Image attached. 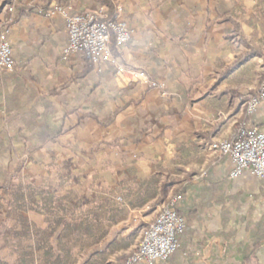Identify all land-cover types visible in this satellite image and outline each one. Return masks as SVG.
I'll use <instances>...</instances> for the list:
<instances>
[{
  "label": "crops",
  "instance_id": "obj_1",
  "mask_svg": "<svg viewBox=\"0 0 264 264\" xmlns=\"http://www.w3.org/2000/svg\"><path fill=\"white\" fill-rule=\"evenodd\" d=\"M110 1L114 17L133 30L119 51L122 73L110 66L96 72L77 55L62 59L65 17L50 11L107 9L96 0H0V31L7 32L15 62L13 74L0 69V133L24 135L28 140L20 146L27 148L34 145L38 126L61 128V135L38 151H51L59 165H120L132 210L151 202L143 196L133 203L148 182L156 180V214L185 182L176 207L187 225L179 237L185 261L240 256L244 221L264 219V180L248 173L230 179L228 159L205 144L230 138L240 125L264 126V102L254 116L245 109L261 82L257 71L264 69V0ZM179 86L191 101L180 116ZM143 122L150 124L146 133ZM136 129L144 132L138 144L131 143ZM129 138L127 145L116 146ZM247 196L262 204L252 202L243 215ZM107 199L105 194L91 207L94 213L107 214ZM76 208L63 207L67 214ZM224 212L230 215L225 227ZM230 227L236 234L226 242L221 233ZM261 253L264 241L258 261ZM169 258L160 264L176 262Z\"/></svg>",
  "mask_w": 264,
  "mask_h": 264
},
{
  "label": "rangeland",
  "instance_id": "obj_2",
  "mask_svg": "<svg viewBox=\"0 0 264 264\" xmlns=\"http://www.w3.org/2000/svg\"><path fill=\"white\" fill-rule=\"evenodd\" d=\"M263 70L257 71L260 81ZM146 83L157 86L154 82ZM162 95H166L165 91ZM16 135L0 133V183L5 173L9 182L7 189H0V264H124L170 199L179 194L184 198L185 182L178 183L176 193L162 201L156 214V180H152L146 184V191L135 196L133 203L143 196L151 202L142 211L132 210L131 191L119 178L120 165H59L52 158L54 153L38 151L34 148L36 141L35 146L21 147L20 143L25 145L27 140L20 138V141ZM105 194L110 196L107 214L94 213L91 207L99 206L98 201ZM246 198L243 215L252 202L258 207L262 204L254 196ZM73 205L76 212L67 214L63 207ZM241 234L246 241L247 233ZM176 255V262L168 264H238L240 261V256L234 254L229 256L230 260L208 262H186L180 250ZM259 264H264L262 253Z\"/></svg>",
  "mask_w": 264,
  "mask_h": 264
},
{
  "label": "built area",
  "instance_id": "obj_3",
  "mask_svg": "<svg viewBox=\"0 0 264 264\" xmlns=\"http://www.w3.org/2000/svg\"><path fill=\"white\" fill-rule=\"evenodd\" d=\"M8 11L11 12L12 7H8ZM105 11L104 7L88 12L53 7L50 14L59 13L65 17L67 42L62 59L77 55L89 61L96 72H101L106 66L117 73L125 71L110 45L113 40L115 48L127 47L133 30L118 17L107 18ZM6 34V31H0V69L13 74L15 62ZM263 102L264 70L256 94L250 96L245 104L247 115L254 116ZM205 147L209 152L228 159L230 179H238L248 173L258 180H264V126L240 125L229 139L211 141ZM181 200L183 197L180 194L170 199L149 224L136 250L124 264H160L177 251L179 237L186 227L185 218L176 209Z\"/></svg>",
  "mask_w": 264,
  "mask_h": 264
},
{
  "label": "trees",
  "instance_id": "obj_4",
  "mask_svg": "<svg viewBox=\"0 0 264 264\" xmlns=\"http://www.w3.org/2000/svg\"><path fill=\"white\" fill-rule=\"evenodd\" d=\"M98 3L106 6L107 8V13L106 16L109 19L114 18V6L112 5L110 0H96ZM110 49L111 51L114 53V55L118 58L119 57V51L117 48H115V45L113 43V40L111 41V45H110ZM243 59V55L240 58V60ZM178 90L181 92V101L180 104L178 106V116H180L183 111L190 105L191 101L189 99H187L183 93L182 88L179 86ZM233 93L234 92H230ZM251 95H254L255 92L250 93ZM28 126L30 127H35L36 125L34 123H27ZM145 129L143 130L145 133L147 132V130L149 129V123L148 122H143L142 124ZM139 127V125H138ZM61 128H52L50 127L48 124H42L40 126L37 127V132L34 134V139H36V147H34L35 149L38 148L39 146L47 143V142H52L55 141L60 135H61ZM142 132V130L136 129L135 133L133 135L132 138V142L134 144H138L140 143L139 140V136H141L140 134L144 133ZM138 134V135H137ZM149 134H146V136H148ZM24 135H16V138H20L23 139ZM131 138L129 139H122L121 142H117L116 146L120 147L123 145H127L129 143L128 140H131ZM28 140V139H25ZM22 141V140H20ZM2 144V143H0ZM3 146V145H1ZM35 146V145H34ZM7 174L5 173V178L4 181L0 183V189H7L9 186V182L7 180ZM168 185V183H163L162 184V188L165 189V187ZM229 213L224 212V214L220 215L221 218V225L223 227H225L227 225V223L229 222L230 218H229ZM245 222V226H244V231L246 234V241L245 244H241L240 245V261L238 264H259L258 258L256 256V251L259 249L260 244L262 241H264V219H259L256 223L254 224H250L247 220L244 221ZM253 227V228H251ZM187 230V225L185 227V230L183 232V234L181 236H183L185 234ZM222 237L226 240V242H229L232 240V238L235 236L236 232L233 230V228H229V230L227 231V233H221ZM180 236V237H181ZM180 240V238H179ZM227 247V245H226ZM179 249L180 248V243H179ZM178 249V250H179ZM177 250V251H178ZM177 251L169 258L171 261L174 260L176 258V253Z\"/></svg>",
  "mask_w": 264,
  "mask_h": 264
}]
</instances>
